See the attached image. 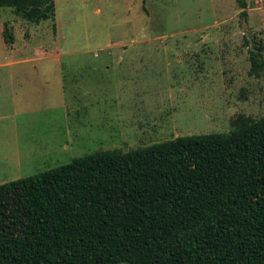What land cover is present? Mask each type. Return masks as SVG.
I'll return each instance as SVG.
<instances>
[{
  "label": "rangeland",
  "instance_id": "1",
  "mask_svg": "<svg viewBox=\"0 0 264 264\" xmlns=\"http://www.w3.org/2000/svg\"><path fill=\"white\" fill-rule=\"evenodd\" d=\"M54 3L39 24L0 8V186L264 117L244 40L264 43V0H247L245 26L235 0ZM19 199L0 188V237L24 233Z\"/></svg>",
  "mask_w": 264,
  "mask_h": 264
},
{
  "label": "trees",
  "instance_id": "2",
  "mask_svg": "<svg viewBox=\"0 0 264 264\" xmlns=\"http://www.w3.org/2000/svg\"><path fill=\"white\" fill-rule=\"evenodd\" d=\"M235 2L245 26L247 0ZM0 8L33 24L55 17L54 0ZM244 40L261 77L264 43ZM1 187L19 190L25 230L0 237V264H264V117L98 151Z\"/></svg>",
  "mask_w": 264,
  "mask_h": 264
},
{
  "label": "crops",
  "instance_id": "3",
  "mask_svg": "<svg viewBox=\"0 0 264 264\" xmlns=\"http://www.w3.org/2000/svg\"><path fill=\"white\" fill-rule=\"evenodd\" d=\"M148 42V40H146ZM1 118V117H0ZM160 126H163V125H160Z\"/></svg>",
  "mask_w": 264,
  "mask_h": 264
}]
</instances>
